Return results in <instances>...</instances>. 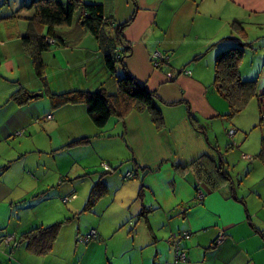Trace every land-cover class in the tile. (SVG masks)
<instances>
[{
	"label": "crops",
	"instance_id": "crops-1",
	"mask_svg": "<svg viewBox=\"0 0 264 264\" xmlns=\"http://www.w3.org/2000/svg\"><path fill=\"white\" fill-rule=\"evenodd\" d=\"M30 1L0 13V264H264V164L236 130L225 155L215 122L229 106L214 85L218 54L239 44L245 47L242 79L257 80L264 92V0L101 1L109 22L130 21L122 36L131 50L115 74L127 70L155 92L164 117L158 127L150 111L133 110L113 115L102 128L85 103L55 107L49 95L117 90L100 42L79 21L58 26L65 44L54 42L42 54L45 85L23 45L34 10L16 13ZM157 51L169 56L158 66ZM21 88L43 96L19 104L11 96ZM222 121L230 136L232 124ZM82 138L89 140L72 143ZM236 147L251 163L244 173L232 171L227 158ZM203 154L222 158L231 180L213 187L193 167H177ZM254 168L261 174L250 179ZM128 172L134 175L126 178ZM99 180L103 193L85 209ZM87 212L97 231L88 241L76 243L74 228L66 242L57 235L45 253L18 242L32 227ZM180 230L190 231L182 242L187 260L175 263L168 240Z\"/></svg>",
	"mask_w": 264,
	"mask_h": 264
},
{
	"label": "trees",
	"instance_id": "trees-1",
	"mask_svg": "<svg viewBox=\"0 0 264 264\" xmlns=\"http://www.w3.org/2000/svg\"><path fill=\"white\" fill-rule=\"evenodd\" d=\"M6 4L10 0H0ZM23 9H33L34 15L29 19L28 30L23 38L25 51L30 55L36 75L47 84L43 52L52 46L49 39L56 44H65L63 37L57 32L58 26H70L76 14L79 12V23L87 31L91 32L100 42L105 51V66L112 73H116V64L121 61L130 50L131 46L125 43L122 31L128 22L115 25L105 17L104 5L101 3H87L82 0H67L62 3L59 0H31L30 4L22 6L16 13ZM4 18H0L2 20ZM114 33L107 34L112 29ZM243 29V28H241ZM122 48L116 52L117 45ZM122 51V52H121ZM243 45H233L220 52L215 62L214 85L218 93L227 101L229 111L227 117L232 118L242 112L255 96L260 110L258 125L264 124V92L257 91V80H244L241 77L240 65L244 56ZM122 58V59H121ZM117 90L110 92L106 87L96 91L71 90L64 93H50V98L55 107L69 103H85L88 114L95 125L104 127L109 119L116 115L119 118L126 117L133 110L147 109L153 115L158 127L164 125V117L158 105V96L149 91L145 85L139 83L127 70L123 74H115ZM31 93L24 88L12 94L11 99L19 104L27 103L31 99ZM89 138H82L72 142L84 143ZM264 153V140L262 147ZM8 165L4 166L6 168ZM193 167L201 179H205L213 187H218L231 180L229 172L225 169V163L221 159L217 161L208 154L199 156L189 165H177L180 168ZM105 185L101 180L96 182L91 190L85 209H90L97 198L103 193ZM63 221H57L47 226H36L22 233L18 242H24L36 253H45L51 249L59 233Z\"/></svg>",
	"mask_w": 264,
	"mask_h": 264
},
{
	"label": "rangeland",
	"instance_id": "rangeland-1",
	"mask_svg": "<svg viewBox=\"0 0 264 264\" xmlns=\"http://www.w3.org/2000/svg\"><path fill=\"white\" fill-rule=\"evenodd\" d=\"M26 1L28 0H11L8 1L6 4H2L0 1V13L1 10H7L12 7H17L19 5H23ZM87 3H100L103 0H82ZM21 3V4H20ZM79 15L80 13L78 12L75 16V21L77 22L79 20ZM111 29L107 30V34H110ZM122 48V47H121ZM29 55V54H28ZM30 56V55H29ZM119 63V62H118ZM121 66V65H120ZM36 74V73H35ZM263 85V84H262ZM47 89V88H46ZM257 91L259 92V88L257 87ZM260 93V92H259ZM225 119V121H229L232 124L233 129L236 130V134L238 137L242 138H247L246 140V148L248 149L247 151H251V155H253L257 159L260 164H264V153L262 154V147H263V138H264V124L258 125L260 121V110H259V103L257 100V97H253L250 102L248 103L247 107L240 112L239 114L235 115L232 118H229L225 116L224 118L217 119L215 122V130L219 133V138L223 142V150L226 155V149H228L227 142H231V136L228 135L227 130H229L228 124L224 123L222 120ZM234 136V135H233ZM208 138V136H206ZM213 138V136H212ZM47 140H50L49 134H46V137L44 136V141L46 142ZM73 145V144H72ZM235 148V147H233ZM255 152V153H253ZM51 158H57L54 157L55 155L52 153V150L49 152ZM228 156L227 158L230 159L232 162H234V166L231 165V170L234 172H242L244 173L247 169V165H251L249 161H244L241 158V152L240 150L236 147V149H231L230 151L227 152ZM220 158L219 160H221ZM55 161V160H54ZM225 162V161H224ZM249 162V163H248ZM108 165V164H107ZM226 165V163H225ZM103 166L105 168V163H103ZM106 169V168H105ZM107 170V169H106ZM259 172L258 168L253 169V175L250 179H256L258 178ZM77 194V193H75ZM72 196V195H70ZM63 198V196H62ZM115 210V208L113 209ZM112 210V211H113ZM107 218L103 219L106 223V227L108 228L109 225L111 226V219H109V214L111 212V207L107 209ZM92 214L89 212L82 214L79 217L73 218L70 222L63 223L62 224V229H60L58 233V237L61 239V241H65L67 239V236L71 233V231L75 228V230H79V233L77 234V240L76 243H80L81 237L90 233L93 227L91 228L92 224ZM136 231L135 229H133ZM119 231V230H118ZM118 233V232H117ZM174 249V248H173ZM175 252V249H174Z\"/></svg>",
	"mask_w": 264,
	"mask_h": 264
},
{
	"label": "built area",
	"instance_id": "built-area-1",
	"mask_svg": "<svg viewBox=\"0 0 264 264\" xmlns=\"http://www.w3.org/2000/svg\"><path fill=\"white\" fill-rule=\"evenodd\" d=\"M49 43H54V40L53 39H49ZM153 60L155 62V65L158 66L161 62H164V61H167L168 59V55L166 54H163L162 52H154L153 53ZM48 119L52 118L51 115L47 116ZM23 132L19 131L18 134L21 135ZM235 133V130H230L229 134L230 136L232 137ZM105 168L107 170H111V166L110 165H107L105 164ZM134 174L133 172H128L127 175H126V178H129V177H132ZM75 196V195H74ZM71 196L70 195H65L63 197L64 200H68L70 199ZM96 229H92L90 231V233L84 235L81 237V240L82 241H88L90 240L92 237H94L96 235ZM190 236V231L188 230H180V231H176L172 234V236L169 238L168 242L172 245V247L175 249V260L174 262L177 263V262H180V261H185L187 260V252L185 250V248L183 247L182 245V242L185 238L189 237ZM224 235L221 234L220 237H219V240L223 237ZM158 264H170L169 262H166V263H158Z\"/></svg>",
	"mask_w": 264,
	"mask_h": 264
},
{
	"label": "water",
	"instance_id": "water-1",
	"mask_svg": "<svg viewBox=\"0 0 264 264\" xmlns=\"http://www.w3.org/2000/svg\"><path fill=\"white\" fill-rule=\"evenodd\" d=\"M34 98L38 97V96H43V92H38V93H34L32 95Z\"/></svg>",
	"mask_w": 264,
	"mask_h": 264
}]
</instances>
